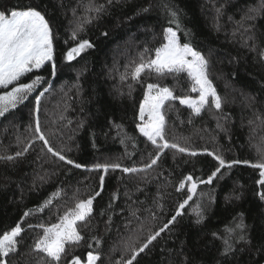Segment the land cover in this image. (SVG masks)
Returning <instances> with one entry per match:
<instances>
[{
	"label": "trees",
	"instance_id": "trees-1",
	"mask_svg": "<svg viewBox=\"0 0 264 264\" xmlns=\"http://www.w3.org/2000/svg\"><path fill=\"white\" fill-rule=\"evenodd\" d=\"M8 3L38 5L45 13L53 29L57 66L55 75L51 62H46L22 77V83H29L37 75L43 80L27 100L0 116V157H15L32 141L23 156L0 159V235L18 222L24 229L18 238V251L6 258L8 264H49L45 253L34 251L35 241L43 235L39 226L58 223L78 200L101 191V176L105 178L103 190L93 201V213L87 224L78 222L83 239L66 245L59 264H70L73 256L84 259L89 251L100 256L97 264L129 259L132 247H139L150 232L159 230L176 215L179 204L189 195L187 187L177 190L184 177L207 180L218 167L203 149L219 152L227 161L254 163L260 158L255 146L264 138V123L256 119V114H264V62L259 56L264 50V9L259 15L253 13L256 18L246 22L245 28L251 25L249 31L241 28L235 35L233 31L236 21L250 7L260 8L261 0H113L111 5L107 0ZM100 4L105 5V11L90 13L91 23L84 24V31L72 40L73 30L85 17V8ZM164 4L179 10L180 43L190 42L208 60V76L223 100V113L209 104L196 115L179 100L167 101L163 107L166 139L198 155L165 149L156 165L145 168L158 151L137 128L147 84L169 87L179 97L199 95L191 91L187 73L161 76L145 70L139 81L130 76L120 78L126 66L140 62L141 54L154 57L155 48L164 42V29L176 27L169 24ZM221 5L223 14L217 22L216 9ZM144 8L149 11H140ZM186 31L190 32L187 36ZM249 36L253 39L248 40ZM80 39L93 46L72 61L66 60L67 51ZM253 44L258 46L256 51L250 50ZM146 48L152 51L145 52ZM41 93L44 95L38 116L49 145L83 167L67 165L48 152L43 141L34 139L35 100ZM249 120L253 121L251 125ZM218 122L223 130L217 127ZM116 162L143 170H93L96 164ZM259 179V170L241 163L230 170L222 169L211 184H198L196 194L174 224L133 264H181L185 258L192 264H264V201L258 195L264 188L257 184ZM57 189L62 190V195L42 210L40 206ZM197 204L202 205L204 215L199 224L195 222ZM29 210L32 214L22 220ZM240 213L249 226V240L241 242L234 255L224 257L220 254L221 242L213 238L212 232L223 229ZM93 236L100 238L99 247L91 239Z\"/></svg>",
	"mask_w": 264,
	"mask_h": 264
},
{
	"label": "snow or ice",
	"instance_id": "snow-or-ice-1",
	"mask_svg": "<svg viewBox=\"0 0 264 264\" xmlns=\"http://www.w3.org/2000/svg\"><path fill=\"white\" fill-rule=\"evenodd\" d=\"M119 2V0H117ZM108 5L113 3V0H107ZM167 14L169 15V24L175 25L173 27H167L164 29L163 39L165 43L162 46L155 48V56H148L145 58L144 54L140 56V62H133L134 66L129 65L125 67V72L121 74V80H126L129 76L133 81H139L141 74L145 70L155 72L158 75L166 74H180L187 73L188 78L192 82V92H198L197 98L193 99L191 96L179 97L174 95V92L169 87H161L158 83H148L146 90L144 91V99L139 105V120L141 123L137 125L139 132L147 138L158 149L155 158L151 160L150 164H146L145 168H151L153 165L158 163L161 154L164 153L165 149H176L179 153H187L190 156H197L198 152L190 151L188 147L180 146L178 143L169 142L166 139V119L163 114V107L167 101L179 100L181 105H187L192 113L199 115L209 105L215 107L216 110L223 113V100L217 94L212 81L208 76V60L197 51L190 42L180 43L178 38V31L181 30V19L179 16V10L168 4L163 5ZM223 5L216 9L217 22L222 13ZM261 9H264V0H261L260 8L250 7L248 12L244 14L239 21H236L237 27L233 31V35L239 32L241 28H244V32L249 31L251 25L245 28L246 22L254 20L256 15H259ZM105 11V5H89L85 8V17L81 24L73 30L71 39L76 40L78 33L84 31L83 25L91 23L92 16L89 15L92 12L99 14ZM140 11H149L148 8L141 9ZM75 12V9H73ZM232 17H229L231 20ZM217 30H219V24L217 23ZM190 32L186 31L185 35H189ZM243 35V33H242ZM53 29L50 26V21L46 19L44 12L39 10L38 5H9L8 0H0V116H4L10 109L17 108L18 105L22 104L28 99L29 94L33 93L37 86L41 84L43 77L37 75L29 83H22L21 78L26 77L28 73H31L33 69H40L46 64L51 62L52 73L56 74V63L54 59V48H53ZM253 37L249 36L248 40H252ZM93 45L86 39H80L79 43L75 47L69 48L66 53L65 59L72 61L76 56H79L87 48H91ZM257 45L253 44L250 50L256 51ZM151 49H145V52H151ZM259 56L261 61L264 62V50H260ZM11 90H8L9 86ZM131 94V85H129ZM47 91V89L45 90ZM44 93L36 97L34 112L36 115L35 128H34V139L43 141L44 146L48 152L58 157L60 161L65 162L67 165H72L79 169L83 167L81 164L76 163L74 160L67 158L61 152L54 151L49 145V141L44 135L39 121L40 101ZM251 106V105H249ZM219 121V117L217 118ZM256 119L264 123V114H256ZM191 122V121H189ZM253 123L249 120V124ZM83 124H81V127ZM119 127V126H117ZM218 128L222 129V125L217 124ZM223 130V129H222ZM20 141L18 140V143ZM32 141L28 142V146L23 148V151L15 153V157L23 156L29 150V146ZM256 151L260 155V158L250 163L248 160L241 161L234 159L227 161L224 156L219 152H210L207 148L203 149V152L207 155L212 156L218 163V167L212 171L211 175L208 176L207 180L200 178H194L192 175L184 177L180 182L178 191L187 187L189 195L179 207L176 209V215H174L168 223L164 224L159 230L150 232L146 237L145 241L140 244L139 247L131 248V257L127 260L118 261L117 264H133L137 260L138 256L144 253L152 245L153 241L160 237L161 233L169 229V225L174 224L177 216L182 214V210L189 204V201L193 199V196L197 192L198 184H211L213 179L221 174L222 169H232L238 164L249 165L253 169L259 170L260 179L257 180L262 188H264V138L259 145H256ZM70 151V150H69ZM15 157L7 156L0 157V159L13 160ZM103 169L107 172L109 169L116 170L121 169L125 173H135L142 171L143 169L127 168L123 167L119 162L116 163H105L96 164L93 166V170ZM104 176L100 177L101 191H97L94 196H89L88 199L78 200L75 203L74 208H69L63 216L59 218V222L51 224L49 226L40 225L39 227L43 230V235L40 236L34 243V251L43 252L46 254L49 264H59L62 259V255L66 253L67 244H78L82 241L83 237L78 229V222H84L87 224L93 213V201L96 197L101 195L103 190ZM187 182V184L185 183ZM62 195V190L57 189L56 192L47 198L40 206L44 208L52 204L53 199ZM201 195H207L202 193ZM261 201H264V191L258 193ZM239 199V196L235 197ZM115 199V194H113ZM228 199V197H226ZM111 205H109V208ZM162 207V205H161ZM202 205L197 204L195 211L197 215V224L202 223L204 220L203 211L201 210ZM32 214L31 210L25 211L24 217H28ZM105 211L102 210L101 215H104ZM133 217L136 216L135 212L131 213ZM111 221V217H109ZM32 225H29L31 228ZM248 225L245 224L243 214L240 213L236 217L232 218L224 225L223 229L212 232L214 239H219L221 242L220 254L224 257L234 255L235 251L238 250V245L241 242L247 243L249 240L248 236ZM107 230V228H106ZM24 229L21 223H16L10 230L3 231L0 235V264H8L7 257L10 254L16 253L19 246V237L21 236ZM95 241L97 247L101 244L99 237H91ZM91 247V245H89ZM100 259L98 254H93L89 251L87 254V264H97ZM70 264H81L80 258L73 256ZM181 264H192L185 258Z\"/></svg>",
	"mask_w": 264,
	"mask_h": 264
},
{
	"label": "rangeland",
	"instance_id": "rangeland-1",
	"mask_svg": "<svg viewBox=\"0 0 264 264\" xmlns=\"http://www.w3.org/2000/svg\"><path fill=\"white\" fill-rule=\"evenodd\" d=\"M168 27H170V26H168ZM171 27H173V26H171ZM167 28V27H166ZM174 29H175V27H173ZM163 43H165V40H164V42ZM198 51V50H197ZM33 70H36V69H33ZM13 85H10L9 86V88H8V90H11V87H12ZM214 86V85H213ZM147 87V86H146ZM161 87H165V86H161ZM215 87V86H214ZM216 89V88H215ZM217 91V90H216ZM218 94V93H217ZM144 99V96H143V98H142V100ZM195 99V98H194ZM141 100V101H142ZM138 118H139V112H138ZM139 123H141V121L139 120V122H138V124ZM137 124V125H138ZM94 254V253H93ZM80 261H81V264H87V255H86V257L84 258V259H81L80 258Z\"/></svg>",
	"mask_w": 264,
	"mask_h": 264
}]
</instances>
